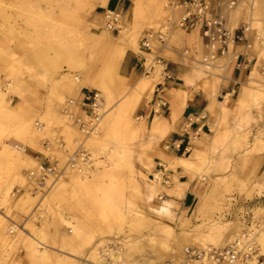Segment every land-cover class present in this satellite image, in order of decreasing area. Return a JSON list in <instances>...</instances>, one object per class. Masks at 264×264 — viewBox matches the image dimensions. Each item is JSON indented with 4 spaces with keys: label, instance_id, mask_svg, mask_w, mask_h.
I'll return each mask as SVG.
<instances>
[{
    "label": "bare ground",
    "instance_id": "obj_1",
    "mask_svg": "<svg viewBox=\"0 0 264 264\" xmlns=\"http://www.w3.org/2000/svg\"><path fill=\"white\" fill-rule=\"evenodd\" d=\"M163 1L133 0L129 17L134 20V28L139 22L146 20L149 15H151L152 20L158 19L161 12L164 11ZM239 3L240 0H238L237 6ZM169 6L173 7L172 11H179V15L169 19L172 23L169 20L166 21L158 30L164 26H171L169 33L174 30L183 32L187 46H192L194 43L202 48V52L206 50V54L198 55L196 60L192 59V56L186 57L193 62V78L199 80L197 88L204 89L210 95L211 101L207 113L210 115L209 123L211 124L214 120L212 123L214 125L211 135L203 133L192 135L189 156L173 157L171 161L162 157L165 160L160 165L164 168L162 170L156 169V163L151 157L140 158L141 168L137 169L134 153L128 146V142L139 136L140 139L144 140V146L150 150L153 148L152 152H154L156 146L161 141H165L170 131L176 130L175 127L171 126V123H175L178 118L177 109L172 107V112L164 117L161 114L160 101L156 106L157 115L149 128L146 127L144 118H133L134 112L142 102L151 99L155 88L158 86L155 87L156 83L164 85L166 82L165 77L168 74L165 68L167 64L162 59L160 61L157 56L152 58L149 64H146L149 75L132 80L130 89L121 91L118 101L115 102L114 96L103 83L99 85L86 73L75 77V85L78 89L92 88L106 101L98 110L100 116L98 130L96 134L91 136L83 134L79 128L73 127L69 117L66 122L62 117L57 116L56 120L50 117L43 118L41 124L35 122L33 117L20 118V106L13 105L12 97L15 95L23 97V87L13 81L4 87L0 81V171L6 172V177H0V206L6 210V216L0 214V243L9 250H23L24 258L28 264H54L55 262L67 264L69 261L66 258L75 259L77 257L63 250L73 252L77 249L87 250L88 264H160L164 260H161L163 256L181 255L183 243L188 244L189 232H187V228H190L191 224L194 226V223L189 224V222L209 221L205 223L207 233L201 242L203 247L208 242L220 240L225 234L223 224L215 221V212L211 213V208L222 213L226 205V200L223 197L214 201V196L216 188L221 183H225L228 177L224 175L215 177L213 175L224 170V162L222 161L226 157L224 155L219 156L221 162L217 158H208L205 156V149L214 150L215 146L229 139L232 130L221 133L220 127L226 125L227 116L232 111L234 103L237 104L235 129L243 128L244 123H249L250 100L264 96V84L260 82L257 71L253 70L248 81L241 80L242 87L237 100L233 99L235 90L222 94L223 85H227L229 81L233 80L231 78L232 72L238 56L236 45L230 41L227 53L215 61L218 62L217 65L215 62L212 66L203 64V59L208 54V46L203 40L199 28L188 32L177 27L174 23L183 18L187 11L185 8L179 7L174 1L170 2ZM221 10V14L224 12L228 16V10H235V8L231 9L227 6L225 10ZM112 13L115 12L109 10L105 13L106 18H112ZM120 19L121 16L119 15L117 20L120 22ZM94 27V23L86 26L87 35L92 36L94 46L98 47L101 53L106 52L111 56L114 64L121 62L128 50L140 52L137 35L133 29L121 27L119 35L113 37V31L108 26V30L102 35L92 33ZM79 46L83 47L84 45L79 42ZM217 47L219 46L214 44L211 49L215 50ZM158 48L159 45H156V49ZM187 50L189 52L187 55H191V48ZM144 54L150 56L147 53ZM17 63L19 62H14L12 66L8 67L3 53L0 52V74L5 70L9 71L14 68L15 64L18 65ZM119 78L126 81L120 75ZM192 82L193 80H189L187 84H192ZM219 95L223 96V101L218 100ZM192 120L197 119L192 117ZM54 122L64 129L70 143L73 141L81 143L83 140L81 136L79 140L74 139V137L78 135V132L82 134L85 138L89 157L71 156L66 172L67 179L61 178L48 191L46 199L55 206L53 218L49 219L44 212L35 209L31 212L32 216L29 222L23 228L16 220L20 213L29 212L28 209L31 208L29 206L33 205L36 198H32L28 192L29 189H27L26 194L14 201L12 196L14 183L8 182L6 178H12V181L19 182L23 187L28 186L30 178L25 177L22 172L30 170L39 173V170L42 169L32 151L42 152L41 142L46 137L55 141L54 136L50 135ZM263 144L264 133L260 132L255 136L252 151H260ZM168 149V146L163 144V150L167 151ZM85 157L87 159L83 160ZM101 157H105L106 160H101ZM74 161L77 162L76 165H74ZM92 161H97L95 169L91 165ZM179 169L189 175L191 180L196 179L202 184L211 180L208 189L198 196L191 219L178 218L174 212V208L177 206L175 199L181 198L182 188L187 185L180 184L178 176L170 174V171L177 172ZM149 175H152L154 179H151ZM68 186L72 193L74 192L79 195V198L81 197L83 202L89 206L94 217L98 219L97 221L110 232L126 234L128 231L130 234L143 237L144 230L151 226V216L174 221L176 228L167 225L166 238H151L148 235L142 240L134 239L130 244L122 242L114 245V247L110 240L105 238H100L97 241L87 220L66 214L61 210L59 202L56 201L57 197H62L61 191ZM141 197L146 204V209L135 202L136 198ZM155 199L161 201L157 208L151 206ZM12 210L18 213L17 216H13L12 220H9L11 221L9 223L7 217L12 216L10 215ZM37 223H40V226ZM154 226L160 228L162 225L157 222ZM47 227L54 229L53 234H51L52 240H54L52 243L49 240V234H47ZM27 228L30 233L27 232ZM61 231L63 233L60 234ZM259 234L262 245L261 255L264 256V232H259ZM55 245H59L62 249H56ZM148 247H150L151 252H148ZM150 253L153 255L151 256ZM152 257L154 258L152 259ZM12 264L22 263L18 262L15 257Z\"/></svg>",
    "mask_w": 264,
    "mask_h": 264
},
{
    "label": "rangeland",
    "instance_id": "obj_2",
    "mask_svg": "<svg viewBox=\"0 0 264 264\" xmlns=\"http://www.w3.org/2000/svg\"><path fill=\"white\" fill-rule=\"evenodd\" d=\"M171 1H163L164 11L161 12L158 19L152 20L151 18V22L144 26L138 34L134 32L137 35L138 45L146 32L152 29L157 31L162 24L172 19L174 15L176 17L179 15V11H172L169 6ZM207 1L213 3L212 0ZM226 2L222 6L223 9L228 6V1L226 0ZM99 13L95 10L91 0H0V52L3 53L8 67L12 66L14 62H19L17 63L18 65L15 64L14 68L9 71L5 70L0 74V81L4 87L12 81L23 87V97H18L17 95L12 97L13 105L20 106V118L28 119L33 117L35 122L39 124L42 123L41 119L48 117L52 119L62 117L65 122L68 121V115L63 112L67 102L71 100L80 101L81 90L84 92L95 91L92 88H77L75 77L82 73L91 76L99 85L103 83L114 96V102L118 101L121 91L130 89L133 81H123L119 78L121 62L114 64L111 56L106 52L101 53L99 48L94 46L92 36L87 35L86 26L91 23L95 25L92 33L102 35L103 32L108 30V19L105 14ZM227 17L232 21V25L234 24L232 28L244 19L260 32L253 48L258 60L250 67L243 80L248 81L250 73L256 70L260 82L264 84V0H240L235 10H228ZM250 19L253 20L252 23ZM117 27L120 29L112 32L113 37L119 35L121 27L131 28L133 31L137 29V27L123 25L121 19ZM232 28L231 30H233ZM178 31L174 30L170 33L167 42L162 46L159 44V48L155 49L152 55L145 56V73L142 77L149 75L146 64H149L152 58L157 56L164 61V57L170 56V53L165 52V50L176 49L183 51L185 54L187 49L191 48V55L185 56H192L194 60L198 58V55L206 54V50L202 52V48H199L197 44L192 43V46H187L183 36L184 33ZM79 42L83 43L84 46L80 47ZM163 52H165V55H163ZM187 60L192 67V60L189 58ZM217 63L215 62V65ZM157 85L158 83H156L155 87ZM241 87L240 80L234 86L233 99L237 100ZM156 92L157 88H155L151 99L142 102L133 114L134 119L141 117V112L152 102ZM222 94L225 93L222 92ZM218 97L219 101L224 100L222 95ZM103 103H106L105 99ZM236 105L234 103L232 111L227 116L226 125L220 127L221 133L226 130H232L229 139L215 146L214 150L205 149V156L208 158H217L219 160L221 155L226 157L222 161L224 162V170L222 169L221 173L213 174L215 177L217 175L228 177L225 183H221L216 188L214 196V201L223 197L226 200V205L222 213L216 212L214 208H211V213L215 212V221L223 224L225 234L220 240L208 242L203 247L201 242L207 233V225L205 223L209 221L189 222V224L194 223V226L191 224L190 228H187V232H189L187 237L188 244L183 243L182 250L185 247L199 249L222 247L233 242L240 234L250 228L256 230L257 225L261 226L258 229V233L264 232V144L260 151H252L255 136L260 132L264 133V96L250 100V109L248 111L250 121L248 124L244 123V127L240 129H235L237 123ZM73 111L77 112V107H74ZM145 121L146 127L149 128L152 120L149 122L148 119H145ZM213 122L209 123L210 127L207 131L209 135H211ZM72 126L74 127V125ZM79 134L78 132L74 139L79 140L81 136L84 140V136ZM50 135L54 136L55 141L50 137H46L41 142L43 151H32L34 158L43 170L40 169L39 173L30 170L22 172L25 177L30 178L27 187L21 186L17 181H12V178H6L8 182L14 183L12 187L14 201L26 194L27 189H29L28 192L32 195V198H36L33 205L29 206L31 207L28 209L29 212L20 213L16 220L23 228L29 222L32 216L31 212L35 209L44 212L49 219L53 218L52 214L55 206L46 199L48 191L61 178L67 179L68 162L73 156L76 157L81 153L89 156L85 140L84 142L82 140L81 143H78L79 141L70 143L64 129L60 128L56 122H54ZM237 140L239 141L238 143L236 142ZM128 146L131 147L134 153L135 167L137 169L141 168L140 158L151 157L154 159V155L149 154L150 149L144 146V140L140 139L139 136L128 142ZM158 146L159 144L156 146L155 152H158ZM152 150L153 148H151V152ZM101 160L105 161L106 158L101 157ZM96 162L92 161L91 163L94 167L93 169L97 167ZM219 162L221 161L219 160ZM156 169L162 170L164 168L156 164ZM2 176L6 177L5 171H0V177ZM149 177L154 179L152 175H149ZM210 182L211 180L204 183L205 187L201 194L208 189ZM61 193L62 197L56 198L61 210L66 214L87 220L96 240L99 241L100 238L110 240L113 247L122 242L130 244L134 239L142 240L148 235L151 238H166L167 225L176 228L174 221L151 216V226L144 230L143 237L133 233L130 234L128 231H126V234L110 232L97 221L98 219L94 217L89 206L83 202L81 197L79 198V195L71 192L69 186L63 189ZM196 201L198 200L196 199ZM135 202L143 209H146V204L142 197L136 198ZM175 202L177 203L174 208L175 216L191 219L195 203L190 208L183 209L179 205V199H175ZM160 203V200L155 199L151 206L157 208ZM17 213L12 210L10 214L12 216H8L7 220H12L17 216ZM0 214L6 216V210L3 206H0ZM157 222L161 223L162 226L160 228H155L154 225ZM37 225L40 226V223H37ZM27 232L30 233L28 228ZM53 232V228L47 227V234H49L51 243L54 241L51 237ZM259 238L260 234L258 235V245L259 253L262 254V245ZM55 248L62 249L59 245H55ZM149 248L147 250L151 252ZM63 251L77 257L75 259L66 258L69 261L67 264H88L89 256L86 249H77L73 252L69 250ZM150 255L152 256L153 254L150 253ZM15 257L18 262L28 264L24 258L23 250H9L0 243V264H12ZM168 257H161V260H164L160 264H164ZM54 264L60 263L55 262Z\"/></svg>",
    "mask_w": 264,
    "mask_h": 264
},
{
    "label": "crops",
    "instance_id": "obj_3",
    "mask_svg": "<svg viewBox=\"0 0 264 264\" xmlns=\"http://www.w3.org/2000/svg\"><path fill=\"white\" fill-rule=\"evenodd\" d=\"M91 1L95 6V10L100 12L99 14H105L110 10L120 14L123 25L134 27V20L129 17V13L133 7V0ZM172 1L176 2L179 7H181L184 2V0ZM212 1L213 3L219 2L221 7L227 3L226 0ZM171 8L173 9V7ZM222 15L226 19L227 27L231 29L234 24L232 25V21L228 19L224 12ZM250 21L252 23L253 20L250 19ZM150 22L151 15H149L146 20L139 22L134 32L138 34V32ZM243 26L247 28L244 32V41L235 44L240 59L235 62L231 77L233 80L229 81L227 85H223V93L232 92L236 83L246 77L250 67L258 60L253 48L256 40L259 38L260 32L244 19L232 29H241ZM247 45L251 46V48H248ZM139 48L140 52L128 50L120 63L119 75L126 81L139 79L145 73L146 58L145 52L142 51L140 47V43ZM165 52L170 53V56L164 57V61L167 64V70L169 75L172 76V80L166 81L162 87H157V92L152 102L141 112L142 118L148 119L149 122H151V120L153 121L157 115L156 106L161 99H164L167 103V107L163 108L160 106L161 114L164 117L172 112V107L177 109L179 113L176 122L171 123V126L175 127L176 130L172 129L165 141L159 143L158 152L149 151L150 155H154L155 163L159 165L165 161L163 158L171 161L173 157L180 158L189 156V146L192 135L194 133L207 134L210 127V115L207 113V108L211 101L209 93L202 88H197L199 80L193 78V69L191 65L188 64V60L183 51L170 49V51L165 50ZM165 52H163V55H165ZM189 80H193L192 84H187ZM192 117L197 120H192ZM164 142L169 148L167 151L163 150L162 144ZM170 174L173 176L177 175L180 184H187L182 188V196L179 199V205L183 209L190 208L195 203L198 196L203 192L205 185L196 179L191 180L190 176L180 169L177 170V172L170 171ZM173 185L174 183L172 186Z\"/></svg>",
    "mask_w": 264,
    "mask_h": 264
},
{
    "label": "built area",
    "instance_id": "obj_4",
    "mask_svg": "<svg viewBox=\"0 0 264 264\" xmlns=\"http://www.w3.org/2000/svg\"><path fill=\"white\" fill-rule=\"evenodd\" d=\"M237 3L238 0H229L228 6L234 9ZM181 7H184L187 13L174 24L188 32L199 28L202 38L208 46V54L203 59V64L212 66L217 58L223 57L229 49L230 41L234 44L244 41V32L247 30L246 26L237 30H231L227 27L226 19L221 14V4L219 2L184 0ZM112 15V18L108 19L107 26L114 32L119 30L117 18L120 14L112 13ZM169 22L172 23L171 20ZM170 30L171 26H164L157 31L149 30L146 32L140 41L142 51L148 55L154 53L157 44L162 46L167 42ZM214 44L219 46L215 50L211 49V46ZM247 47L251 48L249 45ZM187 54H189L188 50L185 52V55ZM157 58L161 61L159 57ZM239 59V56H237V60ZM165 71L168 74L165 77V81L172 80L167 67ZM162 86V84H158L157 87ZM160 102L161 107H167L164 99H161ZM102 103L103 99L97 91L84 92L82 90L80 101H68L63 108V112L65 115H68L71 123L79 128L83 134L91 136L92 134H96L98 130L100 121L98 110ZM74 107H77V112L73 111ZM80 155L89 157L85 153H81ZM86 157L83 160L87 159ZM76 164L77 162L74 161V165ZM260 228V225H257L256 230L250 228L240 234L233 242L222 247L208 249L185 247L180 256L171 255L166 259L164 264H264V256L259 253L257 238L258 229Z\"/></svg>",
    "mask_w": 264,
    "mask_h": 264
}]
</instances>
